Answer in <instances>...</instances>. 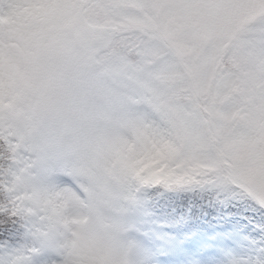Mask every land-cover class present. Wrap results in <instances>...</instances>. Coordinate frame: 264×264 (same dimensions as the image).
I'll use <instances>...</instances> for the list:
<instances>
[{
    "label": "snow or ice",
    "instance_id": "6c2138e0",
    "mask_svg": "<svg viewBox=\"0 0 264 264\" xmlns=\"http://www.w3.org/2000/svg\"><path fill=\"white\" fill-rule=\"evenodd\" d=\"M159 2L168 13L197 9L206 14L229 0ZM246 2L264 8V0ZM124 8L119 0H0V136L10 153L8 164L0 165L5 193L0 213L31 217L22 226L29 246L14 242L18 229L0 232V264H264V252L256 261L245 258L257 237L264 247V194L237 190L227 179L233 167L210 170L201 181L152 176L151 169L140 171L124 156L113 165L114 149L105 150L83 134L88 116L73 120L50 109L41 70L63 52L87 58L90 87L79 101L86 107H127L130 95L144 91L149 69L109 51L103 38L114 34L111 24L125 18ZM5 57L16 71L5 67ZM145 98L160 100L147 92ZM84 154L94 157L96 178L77 213L61 207L62 197L48 189L21 199L17 189L35 175L32 169L47 176L59 167L74 168ZM240 204L262 219L248 238L229 219V209Z\"/></svg>",
    "mask_w": 264,
    "mask_h": 264
},
{
    "label": "rangeland",
    "instance_id": "374dc122",
    "mask_svg": "<svg viewBox=\"0 0 264 264\" xmlns=\"http://www.w3.org/2000/svg\"><path fill=\"white\" fill-rule=\"evenodd\" d=\"M119 2L125 6V18L111 24L114 34L125 33L126 45L136 46L139 42L135 41L133 27L141 36L156 37L142 52L145 57L157 58L146 88L140 95H130L127 107H86L79 101L90 87L87 58L63 52L41 70V88L50 109H59L73 120L88 116L90 122L83 134L105 150L114 149L113 165L124 156L139 169L151 168L153 172L183 166L186 172L181 175L186 178L187 173L201 175L204 170L227 164L234 168L227 177L231 184L264 194V60L253 65L251 50L264 40V18L260 17L264 8H253L246 0H229L206 14L197 9L168 13L159 0ZM142 2L147 4L143 9L147 14L140 10ZM141 16L145 19H139ZM113 35L103 37L107 44ZM187 42L200 51L195 67L189 61ZM5 67L16 71V65H10L7 57ZM145 92L158 95L159 102L147 101ZM184 93L196 99L195 111L187 112L172 104L176 95ZM259 114L255 131L241 130L243 123L254 125ZM24 119L23 113L17 115L19 124ZM26 123L25 119V127ZM95 165L94 157L84 154L74 168L59 167L47 176L32 169L35 175L30 173L29 182L17 191L23 199L34 190L48 189L62 197L61 207L66 204L75 214L96 178ZM113 187L118 189L115 181ZM229 219L246 238L262 225L232 215ZM252 243L257 246L249 249L245 258L256 261L264 247L259 237Z\"/></svg>",
    "mask_w": 264,
    "mask_h": 264
},
{
    "label": "trees",
    "instance_id": "16d2710c",
    "mask_svg": "<svg viewBox=\"0 0 264 264\" xmlns=\"http://www.w3.org/2000/svg\"><path fill=\"white\" fill-rule=\"evenodd\" d=\"M175 21H176V24L179 26L180 25L179 21H177L176 18H175ZM133 29H134L133 35L135 37V41L139 42L137 46L135 44L126 45V40H127L126 34L118 31V33L114 34L112 39L108 42V50L123 54L124 56L127 57L130 63L143 65L147 69H149V71L151 72L156 67L157 58L152 57L153 58L152 59L150 57H145L143 56L142 52L147 45H150L152 41L156 40V37L155 36L150 37L148 35L141 36V33L139 30L135 29L134 27ZM187 44L189 43L187 42ZM189 47L187 46V48L189 49V61H190L191 66L195 67L196 61L200 56V51L192 49L190 44H189ZM251 50L253 54V63H252L253 65L260 63L261 61L264 60V40L263 42L254 44ZM88 76L90 77V74H88ZM194 100L196 101V99L193 98L190 94L184 93L182 96L176 95L174 99L172 100V104L175 107L181 110H185L187 112L195 111V108L197 107V105L195 104ZM241 103L243 106L247 108L244 102H241ZM260 118H261V114H259V116L257 115L254 125L243 123L240 126L241 130L245 129L248 132L255 131L259 127ZM21 122H23V120ZM232 124L233 123H231V125ZM22 138L23 136L20 137V139ZM9 159H10V153L8 150V145L0 140V165L6 166L9 162ZM147 169H151V168H141L139 170L144 171ZM204 171L206 173L209 170H204ZM182 172H186V169L183 166L179 168L178 170L168 169L164 172H158V171L153 172L151 169L150 175L159 177L160 174L163 173L164 175H168V176L183 177L181 175ZM205 173H202L201 175L199 173L195 175H190L189 173H187L186 178L188 180L200 179L201 181H203L206 178L204 175ZM2 179L3 177L0 176V181H2ZM213 197L215 198V193H213ZM4 203H5V193L4 191L0 190V204H4ZM251 209L252 208L248 207L247 205L240 204L235 207H231L229 209V213L238 214L245 220H250L254 224L262 223V220L259 217L253 216V214H251L250 212ZM30 220H31V217L26 214L12 217L7 214L0 213V232L4 231L5 229H18L17 231H15L14 236H13L14 242L20 247L29 246L31 244V240L27 238L26 235L24 234V227L22 226L28 223V221ZM2 239L3 237L0 236V240Z\"/></svg>",
    "mask_w": 264,
    "mask_h": 264
}]
</instances>
